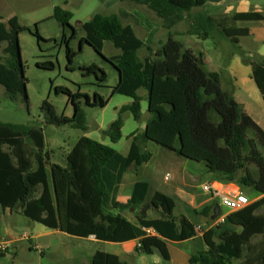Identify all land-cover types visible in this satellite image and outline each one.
Masks as SVG:
<instances>
[{"label":"trees","instance_id":"16d2710c","mask_svg":"<svg viewBox=\"0 0 264 264\" xmlns=\"http://www.w3.org/2000/svg\"><path fill=\"white\" fill-rule=\"evenodd\" d=\"M118 1L144 6L161 21L167 39L156 53L129 25L122 24L121 19L128 18L125 13L119 16L95 14L82 23L83 37L78 52L69 49V42L76 35L69 24L71 13L56 7L52 18L72 32L69 39L62 36L66 43L67 69L73 70L72 61L85 43L118 72L119 80L112 94L132 99L120 113L130 112L133 119L139 121L142 98L137 93L146 91L150 117L143 133L131 135L126 156L81 137L67 154L65 165L60 166L50 161L43 128L0 122V212L17 210L26 220L50 230L117 242L130 230L126 214L133 210L137 222L132 228L138 239L136 254L157 255L167 261L166 244L194 238L195 229L200 226L201 230L207 228L203 237L208 248L191 255L190 264H264V217L256 215L264 208V197L231 212L222 223L212 226L215 201L196 210L160 192L150 195L149 184L145 182L134 185L127 203L115 202L124 172L137 169L151 159V153L145 149L147 142L187 160L203 163L222 183H232L244 191L264 196V130L234 100L232 88L225 87L221 74L207 69L203 54L186 48L172 31L178 23L192 19L184 35L207 40L217 32L236 45L238 39L224 33L225 29L234 28L238 22H260L262 15L251 12L213 18L193 13L194 9L221 0ZM25 29L19 27L17 33ZM241 32L236 36L247 34L246 30ZM31 34L37 43L49 41L42 39L36 29ZM4 40H8V35L0 28V43ZM104 42L111 43L120 53L105 57L102 54ZM142 50L146 55L140 58ZM235 52L242 63L250 67V78L264 104V59L258 60L242 50ZM1 53L0 86L12 102L20 98L27 102L24 84L22 87L11 85V75L24 79L17 43L13 46L8 42ZM37 67L52 70L53 64L37 63ZM79 71L83 77L94 76L98 84L106 80L105 72L95 64L80 67ZM55 93L67 96L73 116L57 115L54 107L44 101L40 111L43 124L47 126H70L85 131L81 104L90 108L106 106V101L98 94L90 98L62 87H56ZM121 127L122 120L118 117L103 134L117 143ZM148 211L154 212L156 218H148ZM142 228L152 229L155 235L146 234ZM256 237L263 239L251 243ZM6 253L0 252V257ZM91 264L125 263L117 256L97 251Z\"/></svg>","mask_w":264,"mask_h":264},{"label":"rangeland","instance_id":"374dc122","mask_svg":"<svg viewBox=\"0 0 264 264\" xmlns=\"http://www.w3.org/2000/svg\"><path fill=\"white\" fill-rule=\"evenodd\" d=\"M221 4L215 7L207 3L202 8L194 9L193 13L199 11L207 15L231 17L238 12H258L263 17L262 21L237 24V27L255 29V32L258 31L257 35L241 38L236 45L217 32H214L207 40H202L183 34L189 29L192 19L178 23L172 31L176 33L175 39L186 48L203 54L207 68L221 74L223 81L226 82V84L224 82L225 87L232 88V94L237 103H244L253 113L260 116L263 110L261 95L254 82L247 80L251 71L250 67L242 63L240 55L235 51L242 50L246 55L258 60L264 59V0H223ZM56 7L63 8L72 15L69 24L76 31V35L70 40L69 49L73 52H78V46L83 37L81 24L89 21L95 14L118 16L122 13L127 14V19H121L122 24L129 25L142 42L150 44L153 53H156L167 39V31L161 28V21L150 10L129 2L118 0H0V28L8 35V40L0 43V57H2V50L8 46V42L13 46L17 43L24 79H21L20 75H11V85L22 87L23 83L27 95V102L22 98L17 102H12L6 97L4 87L0 86V122L43 128L46 150L50 151V161L58 165L65 164V155L81 137H87L126 156L132 140L131 135L143 133L146 120L150 117L147 112L146 91L139 90L137 93L142 98L140 102L141 119L135 121L130 112L120 113V109L130 105L132 99L112 94V88L119 80L118 72L90 46L82 43L81 52L77 53L72 61L73 70L67 69L66 43L62 40V36L64 34L66 39H69L72 32L69 28H62V25L52 18ZM19 27L26 29L17 33ZM35 29L42 39L49 41L37 43V39L31 34ZM119 53L111 43L104 42L102 54L105 57H112ZM145 55V50L139 52L140 58ZM43 62H51L53 69L37 67V63ZM91 64L97 65L105 72L104 83L98 84L92 75L87 77L81 75L79 68ZM232 76H235L237 84L233 83ZM240 80L246 81L245 84ZM56 87L66 88L71 93L79 91L90 98L98 94L106 101V106L90 108L81 104L87 127L85 131L70 126H47L43 124L40 111L44 101L54 107L57 115L68 118L73 116V107L68 102L67 96L56 94ZM262 113L258 121L264 128V112ZM118 117L122 120L121 136L117 143H112L103 132ZM145 148L152 154V160L148 164L150 170L153 171L152 186L160 192L171 197L172 195L163 189L164 186L179 184L182 179L186 178L197 202L214 196L211 191L203 189L205 185L212 186L213 184V177L206 172L203 163L187 160L151 142H147ZM163 158H169V160L165 162ZM164 176L169 177L166 182L163 179ZM249 192L244 193L247 199L250 198ZM219 206L224 213L226 208ZM133 212L132 210L131 214ZM1 214L0 212V216ZM0 223L6 225L7 227L4 226V228L14 233L16 237L21 236L23 232L26 234L24 235L26 238L17 242L13 254L9 253L10 248L6 250L8 254L0 257V264H91L90 252L97 248L93 243L75 236L61 233L47 235L52 232L50 229L30 222L22 215L6 216L0 220ZM11 224L16 225L14 228L17 231H14ZM98 248L105 249V246ZM174 249L175 246H171L172 252ZM180 249L189 251L191 245L182 244ZM122 258L127 261V264H143L141 259H149L145 255L139 258L137 254Z\"/></svg>","mask_w":264,"mask_h":264},{"label":"crops","instance_id":"0c3cea01","mask_svg":"<svg viewBox=\"0 0 264 264\" xmlns=\"http://www.w3.org/2000/svg\"><path fill=\"white\" fill-rule=\"evenodd\" d=\"M222 1L223 0H221L219 2H213L211 4L213 6H215V7H218V6L222 5L221 4ZM199 13H201V12L198 11L196 14H199ZM244 13H247V12H238V13H235V14H244ZM255 13H258V12H255ZM209 16H211L213 18L228 17L226 15H215V14L209 15ZM237 24H236V26L234 28H226L224 33H227V35L236 37L238 39V41L241 38L252 37V36L257 35V33H258V31L255 32V29L237 27ZM244 30L247 31V34L245 36H236L237 34L243 33L241 31H244ZM232 55H233V53H232ZM204 61H205V58H204ZM212 72H214V71H212ZM250 73H251V71H250ZM247 80L253 81L250 78V75H249V79H247ZM232 81H233V83L237 84V80H236L235 76H232ZM240 81L243 82L244 84L246 82L244 80H240ZM239 104H241L243 106V109L245 110V112L254 120V122L256 124H258L259 126H261L259 124L258 117H262V114H263L262 112H264L263 101H262L263 110H262L260 116L258 114H255V112L253 113L250 110V107L246 106L244 103L239 102ZM1 123L6 124V123H9V122H1ZM11 124H13V123H11ZM262 129L264 130L263 127H262ZM45 149H46V144H45ZM67 154L65 155V158H66ZM151 160H152V154H151V159L149 160V162ZM163 160H165V162H167L169 160V158H163ZM149 162L144 164V165H142L141 167H139L137 169L130 168L126 172H124V174L122 176L121 183L118 185V188H117L116 197H115V202L116 203H119V204L127 203V201L130 199V197H131V195L133 193L134 185L136 183H139V182H145V183L149 184L150 195H152L154 192H160L157 188L152 186L151 176L153 175V171L150 170V167L148 166ZM64 165L65 164L60 165V166H64ZM206 172L209 174V176L213 177L212 178L213 184H212L211 187L212 188H218L219 192L222 193V194H226V193H228V194L240 193V194L244 195V193L247 192V191L242 190L239 186H237L235 184H232V183L225 184V183L220 182L217 179V177L213 173H210L207 169H206ZM165 177L166 176H164L163 179L166 182L167 180H165ZM168 181H170V179ZM164 187L165 188H163V189L165 191H168L172 195L171 197H174V198H172L173 200H175L177 202H180V203H183V204H186V205H189L191 208L196 209V210H200L204 206L212 204L214 201L216 202L215 204L219 205V203H218L219 202V200H218L219 198L216 197V196H211L207 200H199L197 202L195 197H194V195H193V193L191 192L192 188H191V186H189V182L186 181V178L182 179L181 183H179V184H177V183L176 184H171L170 186L168 184H166ZM160 193H162V192H160ZM162 194H164V193H162ZM249 194H250V198L248 199V205H250V204L260 200L262 197H264L263 195H257V194H254L252 192H249ZM164 195L168 196L167 194H164ZM168 197H170V196H168ZM131 211L132 210H130L129 215L126 214V219H127L128 223L130 225V230H128V232L124 235V238L122 240L117 241V242L99 241L94 236H89L87 238H81V239H85V240L93 243L94 246L97 247V248L100 247V246H105V249H101V248L97 249L96 248L95 250L90 252V261H91V258L93 256V254L95 252H97V251L117 256L125 264H127V261L124 258H122V257H125V256L132 257L133 254H136L135 252H136V247L138 245V239L134 235V232H133L132 228L134 226H136L137 222H136L135 214H133V213L131 214ZM230 213H231V211H228L227 209H226V211L224 213H222L221 208H220V215L215 220H212V217H211V220L213 221V224H211L210 226L218 225V224L222 223L224 221V219ZM13 214H15L16 216H21V214L17 210H13V211L6 210L5 212H3L1 214L0 220L6 218V216L12 217ZM146 214H147L148 218H156V216H157L152 211H148ZM256 215L260 216V217H264V208H262L259 211H257ZM6 224H8V222H6ZM29 225H31V223H29ZM4 226L7 227L6 225H3V224L0 223V241H8L10 243V246H9L10 252L9 253L13 254L15 252V250H16L17 242L22 240V237L24 235H26V234H25V232H23L21 234V236H17L16 237L14 233H10L8 230H6V228H4ZM11 226L14 228L16 225L13 226L11 224ZM198 227H200V226H198ZM206 229L202 230V233L200 235L196 234L194 238H192L190 240H187L185 242H181V243L168 242L166 244L167 251H168V254H169V259L167 261L161 260L157 255L147 256L149 259H141V261L143 262V264H152V263H154V264H190L189 263V259H190L191 255H194L197 251L206 250L208 248L207 244H206V241L204 240V237H203L204 236V232L206 231ZM237 230H238V232L239 231L241 232V229H237ZM14 231H17V230L14 228ZM51 231L52 232L48 233L47 235H52L53 233H55V234L56 233L65 234V233H62V232H59V231H56V230H51ZM77 238H79V237H77ZM262 239L263 238H261V237H258V238L256 237V238H254V240H252L251 243H257V242L261 241ZM186 243H189L191 245V250L186 251V250L180 249L181 245L182 244H186ZM171 246H175L174 252L171 251ZM137 256L140 258V256H142V255L137 254ZM150 260H152V261L150 262ZM233 264H238V263L234 262Z\"/></svg>","mask_w":264,"mask_h":264},{"label":"built area","instance_id":"2783aa9c","mask_svg":"<svg viewBox=\"0 0 264 264\" xmlns=\"http://www.w3.org/2000/svg\"><path fill=\"white\" fill-rule=\"evenodd\" d=\"M169 177L166 176L165 180H167ZM205 191H211V193L219 198V205L225 207L228 211L234 212L238 211L248 205V199L244 195L240 193H231V194H222L219 192L218 188H212L211 186L205 185L203 187ZM143 231L148 235H155V232L152 229H145L142 228ZM195 232L197 235H200L202 233V230L200 227H197L195 229ZM26 238V236H23L22 239ZM10 246V243L8 241H0V252L6 251Z\"/></svg>","mask_w":264,"mask_h":264},{"label":"water","instance_id":"95a60500","mask_svg":"<svg viewBox=\"0 0 264 264\" xmlns=\"http://www.w3.org/2000/svg\"><path fill=\"white\" fill-rule=\"evenodd\" d=\"M215 213L212 216V220H215L220 215V207L218 204H215Z\"/></svg>","mask_w":264,"mask_h":264}]
</instances>
